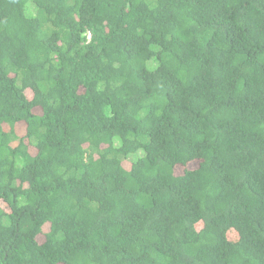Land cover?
I'll return each instance as SVG.
<instances>
[{
    "label": "trees",
    "instance_id": "obj_1",
    "mask_svg": "<svg viewBox=\"0 0 264 264\" xmlns=\"http://www.w3.org/2000/svg\"><path fill=\"white\" fill-rule=\"evenodd\" d=\"M0 264H264V0H0Z\"/></svg>",
    "mask_w": 264,
    "mask_h": 264
}]
</instances>
